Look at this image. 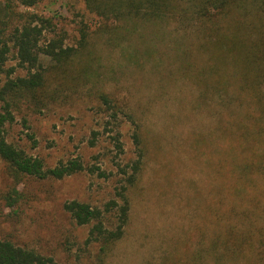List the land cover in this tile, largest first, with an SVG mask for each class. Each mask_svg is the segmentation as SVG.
<instances>
[{"label":"rangeland","instance_id":"1","mask_svg":"<svg viewBox=\"0 0 264 264\" xmlns=\"http://www.w3.org/2000/svg\"><path fill=\"white\" fill-rule=\"evenodd\" d=\"M201 1L170 0L155 19L143 15L144 7L139 16L106 18L83 0H38L30 7L12 2L6 34L25 21V14L34 13L47 22L39 45L58 38L75 55L62 69L40 57L49 67L45 85L16 100L12 121L1 127L3 135L40 158L45 168L79 159L84 169L62 178H36L15 174L0 158V239L36 250L56 264H98L99 242L90 235L91 224H77L64 205L75 200L103 210L110 200L120 204L126 194L130 210L123 236L100 264H264L259 143H253L249 201L226 191L239 181L230 177L238 164L229 163L231 155L225 157L231 135L224 127L255 108L223 81L228 76L213 72L208 42L213 34L198 30L205 19ZM233 13L220 20L242 17ZM10 45L5 68L13 71L8 77L28 75ZM0 80H6L4 73ZM136 130L142 146L134 141ZM138 159L139 179L129 185L131 165ZM229 205L235 213L209 214V208ZM102 219L108 230L114 229L115 207ZM229 224L235 240L224 245L223 233L219 237L217 232ZM177 246L188 251V261L172 259Z\"/></svg>","mask_w":264,"mask_h":264},{"label":"trees","instance_id":"2","mask_svg":"<svg viewBox=\"0 0 264 264\" xmlns=\"http://www.w3.org/2000/svg\"><path fill=\"white\" fill-rule=\"evenodd\" d=\"M16 0H5L0 5V76L4 73L6 80H0V158L4 160L19 175L25 174L36 178H62L84 169L79 159H71L66 163L60 162L58 165L45 168L43 161L35 156L28 155L23 149L15 147L9 143L1 127L6 121H12L11 106L20 97H26L28 93L41 89L46 82V72L49 67L43 66L40 57L47 58L55 62V69H62L68 60L75 55L71 47H63L61 39H49L44 45L39 42L43 34V19L34 13L25 14V21L16 24L9 34H6L9 19L12 14V2ZM20 4L30 7L38 0H17ZM86 7L101 16L108 17L110 14L121 18L128 15L139 16L141 8H145L143 15L147 19L159 18L164 8L170 5V0H83ZM175 0H172V4ZM199 4L201 15L205 17L198 30H204L213 34V39L209 40L212 53L207 61L216 64L213 72L216 76L224 79L226 83L236 87L238 92L244 94L254 112L245 111L242 120L234 121L224 127V130L231 135L227 137V146L224 154L230 156L229 163L238 165L230 169V177L239 182L232 185L231 195L240 200L248 202L249 190L252 187L254 162L253 143H259L262 150L257 163V171L264 173V0H202ZM214 12L210 14L208 6ZM242 10V12L238 11ZM234 11L242 15L238 21H228L231 17L220 20L222 14L230 15ZM235 14V13H233ZM228 18V19H227ZM47 23V22H46ZM230 25V26H229ZM226 29H230L227 33ZM82 40L85 41V33H82ZM15 49L18 65L27 68L28 75L9 78L13 69L5 68L11 45ZM212 71V69H210ZM223 70V71H222ZM55 72V71H54ZM209 73V72H208ZM224 74L223 76L220 74ZM205 78L206 75H204ZM207 80H205L206 82ZM224 84V83H223ZM202 96V95H200ZM104 102H111L108 95H102ZM109 98V99H108ZM234 130V131H232ZM138 130L134 133L136 145L142 146L141 134ZM253 141V142H252ZM143 148V147H142ZM141 150V149H140ZM142 152V151H141ZM226 161V160H225ZM261 164V165H260ZM131 168L133 173L129 180V185H134L139 179L142 168L141 160L135 161ZM102 174V173H101ZM66 210L70 213L75 222L79 225L91 224L90 235L94 241L99 242L98 264H100L112 245L119 240L124 233L125 225L129 219V198L125 194L122 202L118 204L115 200H110L101 210L92 207L88 203L79 201H69L65 203ZM116 211V225L114 229L108 230L103 222V213L109 212L112 207ZM215 218L220 215L227 216L235 213L234 205L221 208L219 211L209 208V214ZM228 229L219 228L217 235L223 233L226 244L234 241L235 231L230 224ZM217 242L214 238V243ZM235 245V242H234ZM213 247V243H212ZM200 253H197V256ZM172 259L188 261V251L179 248L172 252ZM0 264H56L53 258L45 256L36 250L25 248L14 244L8 239H0Z\"/></svg>","mask_w":264,"mask_h":264}]
</instances>
